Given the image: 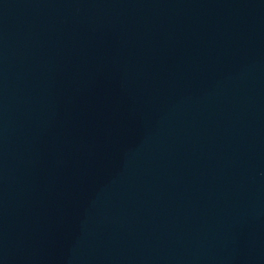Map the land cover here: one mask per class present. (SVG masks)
<instances>
[{"label":"water","instance_id":"95a60500","mask_svg":"<svg viewBox=\"0 0 264 264\" xmlns=\"http://www.w3.org/2000/svg\"><path fill=\"white\" fill-rule=\"evenodd\" d=\"M0 264H264V0H0Z\"/></svg>","mask_w":264,"mask_h":264}]
</instances>
